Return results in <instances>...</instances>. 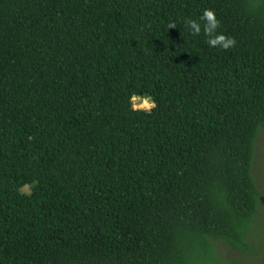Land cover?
<instances>
[{
	"label": "trees",
	"instance_id": "16d2710c",
	"mask_svg": "<svg viewBox=\"0 0 264 264\" xmlns=\"http://www.w3.org/2000/svg\"><path fill=\"white\" fill-rule=\"evenodd\" d=\"M262 127L264 0H0V264L256 253Z\"/></svg>",
	"mask_w": 264,
	"mask_h": 264
},
{
	"label": "rangeland",
	"instance_id": "374dc122",
	"mask_svg": "<svg viewBox=\"0 0 264 264\" xmlns=\"http://www.w3.org/2000/svg\"><path fill=\"white\" fill-rule=\"evenodd\" d=\"M143 103L141 97L131 98L133 108H142ZM251 173L260 191L258 214L248 238L256 253L248 252L246 255H240L230 247L218 244V253L227 264H264V127L260 128L254 144ZM22 190L27 191L28 187Z\"/></svg>",
	"mask_w": 264,
	"mask_h": 264
},
{
	"label": "clouds",
	"instance_id": "9594fccd",
	"mask_svg": "<svg viewBox=\"0 0 264 264\" xmlns=\"http://www.w3.org/2000/svg\"><path fill=\"white\" fill-rule=\"evenodd\" d=\"M168 28L174 27V22L167 25ZM185 30L191 35H200L203 33L206 37V44L210 48H219L227 50L232 48L236 41L231 35H226L219 31L220 20L217 18L216 12L210 8L202 9L198 19L185 18ZM144 103L141 107L145 110L151 109L155 106V101L151 96L145 94L142 97Z\"/></svg>",
	"mask_w": 264,
	"mask_h": 264
}]
</instances>
